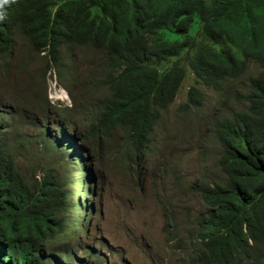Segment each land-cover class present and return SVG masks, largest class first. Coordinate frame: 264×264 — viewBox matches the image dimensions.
Segmentation results:
<instances>
[{"label": "trees", "instance_id": "obj_1", "mask_svg": "<svg viewBox=\"0 0 264 264\" xmlns=\"http://www.w3.org/2000/svg\"><path fill=\"white\" fill-rule=\"evenodd\" d=\"M0 5L3 66L12 62L20 38L31 55L45 57L61 82L70 68L61 50L79 45L103 58V72L88 76V83L99 80L107 90L90 108L93 120L81 132L62 133L57 143L54 136L42 139L54 158L61 157L41 180L37 174L26 178L7 154V127L0 120V264H97L98 250L84 260L74 246L86 231L83 218L77 222L80 213H73L72 165L81 164L90 181L92 171L88 157L67 161L72 142L100 157L101 144L119 135L121 152L136 171L189 75L195 85L188 106L203 104L202 88L223 98L235 95L246 106L214 125L224 178L201 188L206 210L195 224L190 263L264 264V0H0ZM250 71L256 74L242 91L230 84ZM36 107L44 105L37 101ZM166 171L163 166V175ZM86 190L92 198L93 190ZM92 209L90 204L87 212Z\"/></svg>", "mask_w": 264, "mask_h": 264}, {"label": "rangeland", "instance_id": "obj_2", "mask_svg": "<svg viewBox=\"0 0 264 264\" xmlns=\"http://www.w3.org/2000/svg\"><path fill=\"white\" fill-rule=\"evenodd\" d=\"M61 51L71 52L61 55L70 66L61 82L57 72L47 69L45 57L31 55L20 38L12 62L3 66L0 58V102L4 101L0 120L7 127L5 148L26 178L50 169L61 157L54 158L53 151L41 144L45 135L54 130L61 139L62 133L73 137L74 129L77 134L81 132L93 120L90 108L103 101L102 95L107 93L100 89L101 81L88 83V76L103 72L98 51L79 45ZM87 53L89 57L84 56ZM247 78L230 84L242 91ZM194 85V77L189 75L175 103L162 115L152 134L151 150L136 168L138 177L121 152L119 135L101 144L100 157L85 149L82 142H78V149L82 148L83 155L73 149L69 152L67 161H72L74 154L76 158L88 157L95 175L89 186L93 196L88 198V206L94 204L93 213L83 217L86 235L79 243L93 248L100 247L101 242L105 245L97 264H191L197 247L195 224L206 210L201 188L224 178L218 166L221 147L214 125L246 107L235 95L223 98L207 88H202V105L188 106L189 90ZM37 101L44 107L37 108ZM42 123L49 129H43ZM57 124L61 125L52 128ZM80 171L85 172L81 164L72 170L73 178ZM77 177L84 179L81 173ZM77 185L86 190L87 185ZM79 193L76 191L73 199L76 205ZM189 233L194 235V242L189 240Z\"/></svg>", "mask_w": 264, "mask_h": 264}, {"label": "clouds", "instance_id": "obj_3", "mask_svg": "<svg viewBox=\"0 0 264 264\" xmlns=\"http://www.w3.org/2000/svg\"><path fill=\"white\" fill-rule=\"evenodd\" d=\"M4 14V8L0 5V22H1V16ZM2 31H6V30H2ZM9 60H10V57H9ZM56 72V71H55ZM254 74H256V73H254V72H252V71H250L249 72V74H248V76L247 77H249V76H252V75H254ZM57 78H58V75H57ZM182 86H183V84H182ZM182 86H181V88H182ZM181 88H180V90H181ZM202 88V87H201ZM67 90V89H66ZM68 91V90H67ZM214 91V90H213ZM216 92V91H215ZM203 94V93H202ZM204 97V96H203ZM204 100H205V98H204ZM204 100H203V102H204ZM4 103V101L2 102H0V105H2ZM41 125H44V127H43V129H49V127H46V124H44V123H42ZM40 125V126H41ZM61 124H57L56 126H52V128H54V127H59ZM59 131H61V128L59 129ZM53 132V134H51L50 132H49V136L47 137L49 140H51L50 139V137L51 136H54L55 138H56V143L58 142V136H59V132H56V131H52ZM62 132V131H61ZM56 134H58L57 136H56ZM73 144H75V146L73 147V152H75V153H77L78 154V152H79V149H78V142H73ZM78 155H76V154H74L73 155V158L74 157H77ZM80 164L79 163H73V170L75 169L76 170V167L77 166H79ZM61 166L59 165V164H56L55 166H54V169H56V170H58L59 168H60ZM48 170V169H47ZM47 170H44V171H37L38 172V174H37V177H36V179L37 180H41L42 178H44L45 177V174H46V171ZM85 170V169H84ZM80 173L84 176V179L83 180H80L77 176L78 175H80ZM93 180H95V175H94V173L92 172V181ZM82 183L83 185H87V186H90L91 185V181H90V178H89V174L88 173H85V172H82V171H80L74 178H73V187H72V190H73V198H72V200L74 199V196H75V194H76V191H80V193L77 195V205L73 202V213H74V215L76 214V213H80V218H79V220L77 221V222H80L81 220H82V218H83V216H88V215H91L92 214V210H91V213L89 212H87V209H88V207L90 206H85L86 205V201H87V199H88V196H89V192L87 191V190H84V191H81V188H83V186L82 187H78V183ZM76 184V185H75ZM75 187H77V188H75ZM80 197H81V199H80ZM85 200V202L83 201V199ZM94 205V204H93ZM77 206H78V208H77ZM84 208H86V209H84ZM81 211H83L82 213H81ZM82 216V217H81ZM81 226H86L85 224H82ZM79 231V230H78ZM82 233H83V235H82ZM78 232V234H77V237L81 234L82 236H81V238L82 237H84L85 235H86V233L84 234V232ZM75 245V249H76V254H77V257L78 258H80V259H84V260H86L87 259V257L85 256V255H91V251H92V249L93 250H98V252H99V255H101L102 256V250H103V247L105 246L104 244H102V242H101V246L100 247H97V248H93V247H82L83 245H85V244H80L79 242H75L74 243ZM85 249H87V251L88 252H86L85 251ZM78 252H80L82 255H78ZM82 256H85V257H82ZM103 257V256H102ZM109 264V263H108Z\"/></svg>", "mask_w": 264, "mask_h": 264}]
</instances>
